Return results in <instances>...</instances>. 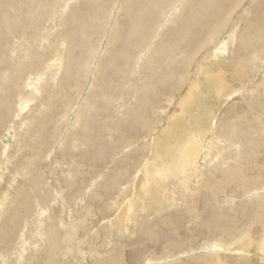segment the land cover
<instances>
[{
  "label": "rangeland",
  "instance_id": "rangeland-1",
  "mask_svg": "<svg viewBox=\"0 0 264 264\" xmlns=\"http://www.w3.org/2000/svg\"><path fill=\"white\" fill-rule=\"evenodd\" d=\"M1 1L0 78L4 80L0 79V264H264V170L252 177L246 175L248 169L242 172L249 179L244 193L241 183L239 187L225 184L226 172L235 166L237 153L226 163L221 162V147H226L215 139L219 123L241 128L237 122L248 119L252 105L264 107V34L249 37L236 48L237 53L233 49L238 31L246 27L257 0H235V7L215 23L229 20L227 27L226 22L222 27L224 31L209 36L208 41L203 39L200 48L192 44L189 50L177 51L172 59L162 54L160 45L174 32L184 33L183 27L195 31L200 20L192 16L189 6L196 3L195 10L201 12L202 0ZM48 1L50 8L45 7ZM147 2L156 6L146 13L142 9ZM255 18L250 21L255 22ZM131 23L132 37L127 41ZM125 60V76L133 75L138 88L144 85L137 80L145 72L150 77L168 73L172 76L167 88L173 84L178 88L165 90L158 83L148 97L140 96L131 81L122 83ZM221 64L223 72L218 69ZM227 65L236 68L244 84L249 81L246 76L252 81L242 90L230 88L229 96L219 97L218 79L223 75L235 89L240 87L233 78L234 70ZM117 85L120 89L115 88ZM256 85L257 92H251ZM85 100L91 106L89 115H85L87 126L95 128L88 129L87 139L77 129ZM256 110L260 108L256 106ZM118 116L125 121L119 117L120 123ZM7 135L10 139L5 140ZM49 135H54V142ZM250 135L252 139L263 137L264 126ZM192 149H199L195 161L184 159L187 163H183L181 154ZM258 161L263 160L260 157ZM208 180L213 181L211 188L218 193L216 200L203 190ZM20 200L33 203L27 222L13 220V207ZM219 211L227 212L234 221L231 231L218 227L215 219ZM207 221L211 225L204 223ZM257 221L263 224L261 229L255 225ZM67 233L75 240L66 241ZM54 237L59 239L57 245ZM214 241L221 245L213 247Z\"/></svg>",
  "mask_w": 264,
  "mask_h": 264
},
{
  "label": "bare ground",
  "instance_id": "bare-ground-1",
  "mask_svg": "<svg viewBox=\"0 0 264 264\" xmlns=\"http://www.w3.org/2000/svg\"><path fill=\"white\" fill-rule=\"evenodd\" d=\"M1 1V0H0ZM35 1V0H34ZM33 1V2H34ZM158 1V0H157ZM161 1V0H160ZM159 1V2H160ZM167 1V0H166ZM198 1V0H197ZM2 2V1H1ZM36 2V1H35ZM34 2V3H35ZM44 2V1H43ZM57 2V1H56ZM184 2V1H183ZM242 2V1H241ZM26 3H27V0H26ZM63 3H64V1H63ZM145 3V2H144ZM187 3V2H186ZM190 3V2H189ZM240 3V2H239ZM29 4V3H28ZM85 4V3H84ZM174 4V3H173ZM195 4L196 3H193V2H191L190 3V6H189V9L190 10H192L193 12V14H192V16L194 15L197 19H199L200 20V22L199 23H197V25H196V27L194 28L195 29V31L197 30V29H200L199 31L197 30L196 32L194 31H192L191 29H187V27H183L185 30L183 31L184 33H182V32H180V31H178V32H180V33H177V32H174L170 37L168 36V38H166L165 40H167L168 42H162L163 44H161L160 45V47H159V50L162 52V54L163 55H167V56H169L171 59L172 58H175V53L177 52V51H180L181 49H190V48H192L193 47V45L192 44H194V45H196L197 47L196 48H200L202 45V42H203V39H205L206 41H208V37L209 36H211V35H215V36H218L217 34H219L223 29H222V27L224 26V24H225V22H226V27H227V23H228V21H225V22H223L222 23V21H221V23H217V24H215L216 22H217V20H219V19H221V16L223 17V15L225 16L226 14L225 13H227L228 11H229V8L230 7H235V5H236V2H235V0H202V2H201V4H202V11L201 12H197L196 10H195ZM2 5V4H1ZM48 5H49V8L51 7V5H50V1H48V4H45V7H48ZM187 5V4H186ZM27 6V5H26ZM28 6H30V5H28ZM155 4H153L152 2H147L146 4H144L143 5V7H144V9H142V11L143 12H149V11H151V10H153L154 8H155ZM197 6V5H196ZM15 7V6H14ZM173 7V6H172ZM198 7V6H197ZM27 8V7H26ZM32 8V7H31ZM31 8H28V9H31ZM39 9V8H38ZM188 9V10H189ZM16 10V9H15ZM52 10V9H51ZM199 10V9H198ZM227 10V11H226ZM64 11V10H63ZM194 11L196 12L195 14H194ZM42 12H44V11H42ZM41 12V13H42ZM87 12V11H86ZM23 13V12H22ZM21 13V14H22ZM40 13V12H39ZM51 13V12H50ZM49 13V14H50ZM187 13V12H186ZM191 13V12H190ZM199 13H200V15H201V17H199L198 18V16H199ZM30 14H31V17L33 16L32 14H33V11H31L30 12ZM44 14V13H43ZM89 15V14H88ZM45 16V15H44ZM54 16V15H53ZM252 16H253V18L256 16V18H255V22H254V20L252 19L251 21H250V19L252 18ZM191 17V16H190ZM188 18V17H187ZM192 18V17H191ZM41 19H44L43 17L41 18ZM41 19H39V20H41ZM72 19V18H71ZM70 19V20H71ZM91 19V18H90ZM190 19V18H189ZM224 19V18H223ZM38 20V21H39ZM104 20V19H103ZM226 20V19H225ZM185 21V20H184ZM224 21V20H223ZM258 21V23H256ZM127 22H130V20H128ZM182 22V21H181ZM71 23V22H70ZM36 24H37V22H36ZM39 24V23H38ZM46 24V23H45ZM187 25L189 24V21L186 23ZM258 24H259V26H258ZM48 25V24H47ZM86 25V24H85ZM89 25V24H88ZM87 25V26H88ZM169 25V24H168ZM178 25V24H177ZM183 25V24H182ZM185 25V24H184ZM36 26V25H35ZM195 26V25H194ZM198 26V27H197ZM6 27V26H5ZM40 27V26H39ZM93 27V26H92ZM132 27H133V25H132V23H131V25H130V29H129V31H128V33H127V36H126V40L127 41H130V39H131V37H132V32H133V29H132ZM37 28V27H36ZM144 28V27H143ZM171 29H173L172 28V26L170 27ZM43 29H46V28H43ZM42 29V30H43ZM182 29V28H181ZM225 29V28H224ZM67 30V29H66ZM65 30V31H66ZM226 30V29H225ZM253 30H260V31H258V32H260L261 34H258V32L257 33H254V35L252 34V31ZM40 31V30H39ZM150 31V30H149ZM155 31V30H154ZM169 31H171L170 29H169ZM224 31V30H223ZM227 31V33H228V29L226 30ZM52 32V31H51ZM148 32V31H147ZM240 34H238V37L236 38V40H237V42L235 41V43H236V47L235 48H233V49H236V48H238V46L240 45V47H242L243 45H244V41L245 40H249V37H251V36H253V39H255V38H257V36L258 35H263L264 34V0H257V2L253 5V7H252V9H251V15H250V17H249V20H248V22H247V24H246V27L245 28H243V29H241V30H239L238 31ZM146 33V32H145ZM227 33H225V34H227ZM29 34V33H28ZM52 34V33H51ZM80 34V33H79ZM89 34V33H88ZM170 34V33H169ZM27 35V34H26ZM42 35V34H41ZM65 35V34H64ZM118 35V34H117ZM120 35V34H119ZM223 35V34H222ZM31 36V35H30ZM37 36V35H36ZM66 36V35H65ZM65 36H63V38L65 37ZM68 36H69V34H68ZM91 36V35H90ZM166 36V35H165ZM224 36V35H223ZM14 37V36H13ZM16 37V36H15ZM52 37V36H51ZM93 37V36H92ZM141 37V36H140ZM212 37V36H211ZM58 38V37H57ZM57 38H54V39H57ZM65 38H67V37H65ZM135 38V37H134ZM217 37H215V39H216ZM118 39H120L119 37H118ZM122 39V38H121ZM229 39V38H228ZM230 39H231V36H230ZM61 40V39H60ZM67 40V39H66ZM69 40V39H68ZM145 40V38H143V40L142 41H144ZM176 40V41H175ZM97 41V40H96ZM139 41V40H138ZM230 41V40H229ZM19 42V41H18ZM63 42V41H62ZM124 42V41H123ZM145 42V41H144ZM222 42V41H221ZM227 42V41H226ZM226 42H224V43H226ZM250 42V41H249ZM261 42V39H260V41L259 42H257L256 44H259ZM20 43V42H19ZM48 43V42H47ZM47 43H45V44H47ZM130 43V42H129ZM169 43V44H168ZM234 43V44H235ZM263 43H264V41H263ZM49 44V43H48ZM54 44V43H53ZM227 44H229L228 42H227ZM247 44V43H246ZM67 45V44H66ZM167 45H168V48H167ZM216 45V44H215ZM70 46V45H69ZM129 46V45H128ZM204 46V45H203ZM46 47V46H45ZM219 47V46H218ZM129 48V47H128ZM131 48V47H130ZM224 48V47H223ZM26 49V48H25ZM66 49V48H65ZM220 49V48H219ZM239 49V48H238ZM238 49H236L237 51H236V53L237 52H239L238 51ZM63 50V49H62ZM67 50V49H66ZM81 50V49H80ZM124 50H126V49H124ZM232 50V49H231ZM247 50V49H246ZM61 51V50H60ZM64 51V50H63ZM69 51V50H68ZM83 51V50H82ZM208 51V50H207ZM217 51H218V49H217ZM222 51V50H221ZM66 52V51H65ZM121 52V51H120ZM119 52V53H120ZM136 52V51H135ZM155 52H157V50H154V53ZM160 52V53H161ZM223 52V51H222ZM234 52V51H233ZM52 53H53V51H52ZM116 53V52H115ZM263 53V52H262ZM117 54V53H116ZM158 54H159V52H157V56H158ZM233 53H231V55H232ZM239 54V53H238ZM244 54H246V53H244ZM121 55H122V53H121ZM230 55V54H229ZM231 55H230V57H231ZM46 56V55H45ZM44 56V57H45ZM48 56V55H47ZM63 56V55H62ZM129 56V55H128ZM136 56V55H135ZM138 56V55H137ZM228 56V55H227ZM226 56V57H227ZM54 56H52V58H53ZM59 57V56H58ZM112 57V56H111ZM124 57H126V55L124 56ZM230 57L228 58V60H230ZM234 57V56H233ZM239 57V56H238ZM117 58V57H116ZM115 58V59H116ZM120 58V57H119ZM138 58V57H137ZM149 58V57H148ZM147 58V59H148ZM224 58V57H223ZM37 59V58H36ZM75 59V58H74ZM125 59V58H124ZM129 59V58H128ZM226 59V58H225ZM236 59V58H235ZM61 61V60H60ZM69 61V60H68ZM81 61V60H80ZM105 61V60H104ZM149 61V63H150V60H148ZM219 61V60H218ZM222 61V60H221ZM226 60H224V62H225ZM236 61H237V59H236ZM58 62V61H57ZM70 62V61H69ZM108 62V61H107ZM107 62H106V64H107ZM132 62V61H131ZM146 62V61H145ZM152 62H154V61H152ZM227 62V61H226ZM232 62V61H231ZM114 63H116V62H114ZM122 63V62H121ZM133 63V62H132ZM144 63V62H143ZM223 63V62H222ZM233 63V62H232ZM236 63V62H235ZM249 63V62H248ZM21 64V63H20ZM111 64V63H110ZM118 64H120V63H118ZM228 64V63H227ZM229 64H230V62H229ZM101 66H102V64H100ZM231 65V64H230ZM233 65H234V63H233ZM236 65V64H235ZM29 66V65H28ZM107 66V65H106ZM105 66V67H106ZM110 66V65H109ZM124 66H126V68L125 69H122L123 71H122V75L124 76V78H122L123 79V81H122V83L123 82H126L127 80H129V81H131L132 82V84H133V86H132V88L133 89H138L139 90V95L140 96H142V97H148L149 96V91H151V90H153V88H156V85L158 84V83H161V85H163V89H168V90H173V89H176V88H178V87H176V84H173V85H169L170 87L169 88H167L168 86H166V83H167V81H168V79H170V77L172 76V75H170V74H166V75H161L160 77H150V76H146L145 74H146V72H145V74L143 75V76H141V77H139V80H137V77L139 76V75H141V73L139 74V75H137L136 76V78H134L135 80H137V81H139V82H142V83H144V85L143 86H140V88H138V86H136L135 85V83H133V81H132V76L133 75H129L128 76V78L126 77L127 76V74H126V76H125V72H126V70H127V67H128V60L126 61L125 60V64H124ZM133 66H134V64H133ZM136 66V65H135ZM139 66H140V64H139ZM145 66V65H144ZM148 66V65H147ZM146 66V67H147ZM210 66H213V65H210ZM5 67H7V66H5ZM104 67V66H103ZM104 67V68H105ZM138 67V66H137ZM214 68H216L217 67V65H214L213 66ZM11 68V67H10ZM98 68H99V66H98ZM111 68V67H110ZM119 68V67H118ZM148 68H150V66L148 67ZM177 68V67H176ZM221 68H223V64H221V66L219 67L218 66V69H221ZM227 68H229V70H234V73H232V75H233V78L235 79V80H238V82H236L237 84V87H238V85H240V87H238V89H235V86H233L232 85V83H229L228 82V80L224 77V75L222 76V77H220L218 80V89H217V91H216V93H217V95L219 96V97H225V96H229V91H231V89L230 88H233L235 91H239V90H242V89H244V87L247 85V84H250V82L252 81L249 77H245V78H248L249 79V81L247 82V83H243L240 79H239V77H241V75H238L237 74V71H235V69H233V68H231V67H229L228 65H227ZM2 69V68H1ZM107 69V68H106ZM135 69H136V67H135ZM139 69H141V68H139ZM152 69V68H151ZM161 70H162V68H160ZM98 70V69H97ZM101 70H102V68H101ZM115 70V69H114ZM116 70H118V69H116ZM129 70H130V68H129ZM133 70V69H132ZM147 70V69H146ZM33 71V70H32ZM131 71V70H130ZM136 71V70H135ZM141 71V70H140ZM148 71V70H147ZM221 71L223 72V70L221 69ZM2 72V71H1ZM11 72V71H10ZM97 72V71H96ZM98 72H100L99 70H98ZM97 72V73H98ZM108 72V71H107ZM139 72V71H138ZM137 72V73H138ZM143 72V71H142ZM227 72V71H226ZM229 72V71H228ZM227 72V73H228ZM7 73V72H6ZM109 73V72H108ZM133 73V72H132ZM137 73H135V74H137ZM230 73V72H229ZM242 73V72H241ZM1 74V73H0ZM19 74V73H18ZM101 74V73H100ZM115 73L113 72V75H114ZM118 74H119V72H118ZM129 74H131V73H129ZM14 75V74H13ZM16 75V74H15ZM102 75V74H101ZM99 76V77H102V76ZM104 75V74H103ZM148 75V74H147ZM248 75V74H247ZM24 76V75H23ZM26 76V75H25ZM68 76V75H67ZM250 76H252V75H250ZM1 77H2V75H1ZM98 77V76H97ZM113 77H117V76H113ZM135 77V76H134ZM228 77V76H227ZM6 78V77H5ZM9 78V77H8ZM29 78V77H28ZM119 78V77H118ZM141 78V79H140ZM231 78V77H230ZM242 78H243V76H242ZM244 78V79H245ZM1 79V78H0ZM3 79V78H2ZM1 79V80H2ZM15 79H16V77H15ZM36 79V78H35ZM78 79H79V77H78ZM4 80V79H3ZM9 80V79H8ZM13 80V79H12ZM11 80V81H12ZM29 80V79H28ZM38 80V79H37ZM69 80V79H68ZM173 80V79H172ZM17 81V80H16ZM32 81V80H31ZM33 81H35V80H33ZM104 81V80H103ZM137 81H136V84H137ZM170 81V80H169ZM182 81V80H181ZM245 81H246V79H245ZM59 82V81H58ZM74 82V81H73ZM13 83H15V82H13ZM36 83V82H35ZM75 83V82H74ZM91 83V82H90ZM169 83V82H168ZM5 84V83H4ZM11 84V83H10ZM62 84V83H61ZM77 84V83H76ZM101 84H103V83H101ZM105 84V83H104ZM124 84V83H123ZM8 85V84H7ZM21 85H22V83H21ZM36 85V84H35ZM126 85V84H125ZM260 85V84H259ZM121 85H117L115 88H119ZM248 86V85H247ZM14 87V86H13ZM15 87H17V86H15ZM46 87V86H45ZM63 87V86H62ZM72 87V86H71ZM78 87V86H77ZM80 87V86H79ZM102 87H104V85L102 86ZM129 87V86H128ZM98 88H99V86H98ZM97 88V89H98ZM127 88V87H126ZM130 88V87H129ZM128 88V89H129ZM173 88V89H172ZM3 89V88H2ZM13 89V88H12ZM120 89V88H119ZM60 90V89H59ZM73 90V89H72ZM116 90V89H115ZM10 91H12V90H10ZM19 91V90H18ZM62 91V90H61ZM61 91H60V93H61ZM66 91V90H65ZM95 91V90H94ZM158 91V90H157ZM1 92V91H0ZM35 92V91H34ZM63 92V91H62ZM90 92V91H89ZM112 92V91H111ZM132 92V91H131ZM251 92H257V85L251 90ZM258 92H259V90H258ZM13 93V92H12ZM77 93V92H76ZM94 93V92H93ZM167 93V92H166ZM53 94V93H52ZM56 94V93H55ZM64 94V93H63ZM117 94V93H116ZM127 94V93H126ZM129 94H130V92H129ZM132 94H134V93H132ZM154 94H155V92H154ZM158 94V93H157ZM258 94V93H257ZM6 95V94H5ZM15 95V94H14ZM29 95V94H28ZM38 95V94H37ZM58 95V94H57ZM60 95V94H59ZM62 95V94H61ZM65 95H66V92H65ZM160 94H158V96H159ZM262 95V94H261ZM261 95L259 96V97H261ZM4 96V95H3ZM2 96V97H3ZM8 96H10V95H8ZM51 96V95H50ZM55 96V95H54ZM72 96V95H71ZM122 96V95H121ZM125 96V95H124ZM25 97V96H24ZM27 97V96H26ZM160 97V96H159ZM162 97V96H161ZM218 97V98H219ZM3 98H5V96L3 97ZM54 98V97H53ZM57 98V97H56ZM62 98V97H61ZM114 98V97H113ZM123 98V97H122ZM121 98V99H122ZM128 98V97H127ZM130 98V97H129ZM11 99H13V98H11ZM15 99V98H14ZM67 99V98H66ZM136 99V98H135ZM222 99V98H221ZM256 99V98H255ZM254 99V100H255ZM6 100V99H5ZM24 100H26V99H24ZM55 100V99H54ZM69 100V99H68ZM71 100V99H70ZM88 100V99H87ZM130 100V99H129ZM257 100V99H256ZM263 100V99H262ZM261 100V101H262ZM9 101V100H8ZM11 101V100H10ZM51 101V100H50ZM86 101V100H85ZM89 101V100H88ZM128 101V100H127ZM126 101V102H127ZM158 101V100H157ZM264 101V100H263ZM6 102V101H5ZM58 102H60V101H58L57 100V102L56 103H58ZM115 102V101H114ZM160 102V101H159ZM27 103V102H26ZM48 103V102H47ZM103 103V102H102ZM105 103V102H104ZM151 103V102H150ZM219 103V102H218ZM258 103V102H257ZM10 104V103H9ZM45 104V103H44ZM69 104V103H68ZM70 104H71V101H70ZM77 104V103H76ZM99 104V103H98ZM111 104H113V103H111ZM263 104V103H262ZM2 105V104H1ZM8 105V104H7ZM67 105V104H66ZM106 105H108V104H106ZM24 106V105H23ZM93 106L95 107V105L93 104ZM104 106V105H103ZM256 106H258L259 108H260V110H256ZM8 107V106H7ZM60 107V106H59ZM58 107V108H59ZM1 108V107H0ZM25 108V107H24ZM47 108V107H46ZM9 109V108H8ZM54 109V108H53ZM68 109V108H67ZM66 109V110H67ZM91 109V106H89V104H88V102L86 101L85 102V104L84 105H82L81 106V108H80V111H79V118L77 119V123H78V127H77V129H78V131H81V132H83L84 134H82L81 135V137L82 136H84L86 139L87 138H89L87 135H89V134H87V132H88V129H89V127L87 126V121L85 120V115H87L88 113H90L89 112V110ZM101 108H100V106H99V110H100ZM250 109V108H249ZM95 110V109H94ZM109 110V109H108ZM0 111H1V109H0ZM57 111H58V109H57ZM4 112H5V110H4ZM7 112H9V111H7ZM13 112V111H12ZM51 112V111H50ZM100 112V111H99ZM109 112H110V110H109ZM142 112V111H141ZM1 113H2V111H1ZM102 113H103V111H102ZM107 113V112H106ZM111 113V112H110ZM109 113V114H110ZM8 115H10V114H8ZM78 115V114H77ZM89 115V114H88ZM101 115V114H100ZM119 115H121V113H119ZM263 115H264V107H260L259 106V104H256V105H252V109L250 110V112L247 114V118L248 119H246V120H244V119H242V120H240V121H238L237 122V125L239 124L240 126H241V128H238L237 129V127L235 126V124L234 125H232L231 123H228V122H226V123H222V124H224V126H221V124L219 123L218 124V127H216L217 129H216V137H215V139H217V142L218 143H223V145L227 148V150H226V148L225 149H223L222 147H221V150L224 152L223 154H221V158H222V160H221V162H223L224 161V163H226L225 162V160L228 158V157H230V156H232V155H234V154H236L237 153V160H236V162H234L233 163V165H235V166H233V168H231L228 172H226V175H225V179H224V183L225 184H228V185H234L235 187L237 186V187H239V183H241V187H242V192L244 193L245 192V190H246V188L248 187V178H246V177H252V176H254V174H256V173H258V172H260V171H263L264 170V135H263V137H261V135H258V136H260V137H258L257 139H252V136L250 135V133H255V135H256V132L257 131H260V129L264 126V117H263ZM60 116V115H59ZM98 116V115H97ZM122 116V115H121ZM130 116V115H129ZM99 117V116H98ZM107 117V116H106ZM112 117H113V115H112ZM117 117V115L116 116H114V118H116ZM120 116H118V118L117 119H119L120 120V118H119ZM50 118V117H49ZM48 118V119H49ZM52 118V117H51ZM53 118H55V117H53ZM96 118V117H95ZM94 118V119H95ZM43 119V118H42ZM59 119V118H58ZM87 119H89V116H88V118ZM92 119V118H91ZM106 119V118H105ZM108 119H110V118H108ZM122 119V121H125V120H123L124 118H121ZM52 120V119H51ZM100 120V119H99ZM116 120V119H115ZM197 120V119H196ZM102 121H103V119H102ZM101 121V122H102ZM111 121V120H110ZM113 121V120H112ZM121 121V120H120ZM122 121L120 122V123H122ZM199 121V120H198ZM48 122V121H47ZM52 122V121H51ZM91 122H93V123H95L93 120L91 121ZM90 122V123H91ZM99 122V121H98ZM97 122V123H98ZM100 122V123H101ZM104 122V121H103ZM117 122V121H116ZM131 122V121H130ZM135 122H138V121H135ZM234 122V121H233ZM89 123V124H90ZM92 123V124H93ZM115 123V122H114ZM117 123H119V121L117 122ZM124 123V122H123ZM129 123V122H128ZM107 125H108V123H106ZM111 124H113V122H111ZM110 124V125H111ZM134 124H136V123H134ZM96 125V124H95ZM114 125V124H113ZM116 126H117V124H115ZM124 125V124H123ZM126 125H127V123H126ZM139 125H141V124H139ZM91 128L93 127L91 124L89 125ZM103 126V125H102ZM101 126V127H102ZM146 126V125H145ZM221 126V127H220ZM39 127V126H38ZM43 127V126H42ZM49 127V126H48ZM47 127V128H48ZM106 127V126H105ZM140 127V126H139ZM220 127V128H219ZM44 128V127H43ZM59 128V127H58ZM107 128V127H106ZM102 129H104V127H102ZM111 129V128H110ZM89 130H92V131H95V128H94V130H93V128L92 129H89ZM118 130H121V128L120 129H118ZM128 130H132L131 128H129ZM147 130V129H146ZM91 131V132H92ZM98 131V130H97ZM144 131V130H143ZM149 131V130H148ZM110 132V131H109ZM117 132H119V131H117ZM124 132V131H123ZM224 132H226V133H224ZM39 133V132H38ZM50 133V132H49ZM53 133V132H52ZM89 133V132H88ZM98 133V132H97ZM103 133V132H102ZM129 133V132H128ZM127 133V134H128ZM150 133V132H149ZM33 134V133H32ZM32 134H31V137H34V136H32ZM73 134V133H72ZM71 134V135H72ZM87 134V135H86ZM93 134V133H92ZM101 134V133H100ZM106 134H108L107 133V129H106ZM105 134V135H106ZM113 134V133H112ZM114 134H116V133H114ZM113 134V135H114ZM119 134V133H118ZM131 134V133H130ZM145 134V133H144ZM9 135H11V134H9ZM96 135V134H95ZM103 135H104V133H103ZM120 135H122V134H120ZM124 135H126V133L124 134ZM47 136V135H46ZM50 136V135H49ZM54 136V135H53ZM53 136L51 135L50 136V139H51V141L52 142H54L53 141ZM74 136V135H73ZM130 136V135H129ZM128 136V137H129ZM133 136V135H132ZM136 136V135H135ZM93 137V136H92ZM101 137V136H100ZM134 137V136H133ZM138 137V136H137ZM140 137V136H139ZM141 137H142V134H141ZM25 138V137H24ZM118 138H120V139H122L121 138V136L120 137H118ZM135 138V137H134ZM8 139H10L9 138V136L7 135V136H5V140H8ZM31 139V138H30ZM29 139V140H30ZM96 139V138H95ZM104 139V138H103ZM113 139H114V137H113ZM138 139V138H137ZM136 139V140H137ZM27 140V139H26ZM39 140V139H38ZM46 140V139H45ZM83 140V139H82ZM118 140V139H117ZM116 140V141H117ZM15 141V140H14ZM86 141V140H85ZM119 141V140H118ZM123 141V140H122ZM121 141V142H122ZM26 142V141H25ZM24 142V143H25ZM29 142V141H28ZM27 142V143H28ZM48 142V141H47ZM120 142V143H121ZM237 142H242L241 144H239L238 145V143ZM8 143V142H7ZM23 143V144H24ZM42 143V142H41ZM88 144H89V142H87ZM109 143V142H108ZM127 143V142H126ZM125 143V144H126ZM131 143V142H130ZM198 143V142H197ZM44 144V143H43ZM91 144V143H90ZM100 144H101V142H100ZM123 144V143H122ZM124 144V145H125ZM140 144V143H139ZM146 144V143H145ZM191 144V143H190ZM190 144H188V146H190ZM200 144V143H199ZM97 145V144H96ZM130 145H132V144H130ZM192 145V144H191ZM238 147L239 146V149H237L236 148V146ZM5 146H7V144L5 145ZM27 146V144L25 145V147ZM38 146L40 147V145L38 144ZM46 146V145H45ZM48 146V145H47ZM95 146V145H94ZM102 146V145H101ZM112 146V145H111ZM146 146H148L147 144H146ZM195 146V145H194ZM31 147H32V144H31ZM42 147V146H41ZM104 147V146H103ZM117 147V146H116ZM121 147V146H120ZM125 148H126V146H124ZM140 147V146H139ZM201 147V146H200ZM199 147V148H200ZM49 148V147H48ZM98 147L96 146V149H97ZM122 148V147H121ZM46 149V148H45ZM114 149L116 150V148H115V146H114ZM113 149V150H114ZM148 149V148H147ZM146 149V150H147ZM203 149V148H202ZM25 150V149H24ZM98 150V149H97ZM96 150V151H97ZM117 150H118V148H117ZM116 150V151H117ZM120 150V149H119ZM118 150V151H119ZM141 150V149H140ZM199 149H192V152L190 151V152H185V153H182L181 154V158H182V160H183V163L185 162V163H187V161H184V159L186 160V159H192L193 161H195L194 159H196V156L198 155V153H199V151H198ZM44 151V150H43ZM48 151V150H47ZM100 151H102L101 149H100ZM232 151V152H231ZM95 152V151H94ZM99 152V151H98ZM121 152V151H120ZM67 153H69V151H67ZM99 153H101V152H99ZM133 153V152H132ZM138 153V152H137ZM42 154V153H41ZM43 154H44V152H43ZM104 154V153H103ZM196 154V155H195ZM70 155V154H69ZM89 155V154H88ZM140 155H141V153H140ZM143 155V154H142ZM92 156V155H91ZM263 156V157H262ZM262 158V160L263 161H261V162H259L258 161V158ZM129 158V160H130V157H128ZM127 160V159H126ZM128 162V161H127ZM140 163V162H139ZM138 163V164H139ZM183 163H182V165L180 166V170H181V172H183L185 169H184V165H183ZM229 168V167H228ZM248 169V172H246V175H248V176H245V175H243L242 174V172L243 171H245V170H247ZM148 171V170H147ZM145 173V172H144ZM93 175V174H92ZM125 175V174H124ZM124 175H122V176H124ZM189 175V174H188ZM5 177V176H4ZM120 180L122 179V177L121 178H119ZM252 180V179H251ZM208 182H209V184H207L205 187V189H203L204 190V192H207V193H210L209 195H210V197L212 198L213 197V199L214 200H216V198H217V195H218V193H217V191L215 190H213L211 187V185H214L213 184V181L212 180H208ZM84 183V182H83ZM149 183V182H148ZM151 184V183H150ZM83 185V184H82ZM114 185H115V183H114ZM163 186H164V184H162ZM1 186V185H0ZM79 186V185H78ZM78 186H77V188H78ZM84 186H86V185H83V187ZM116 186L117 185H115V188H116ZM148 186V185H147ZM82 187V186H81ZM73 188V187H72ZM76 188V189H77ZM158 186H156L155 187V190L156 191H158ZM210 189L211 191H208V189ZM74 189V188H73ZM78 189H80V188H78ZM147 189V188H146ZM165 189V191H166V188H164ZM207 189V190H206ZM113 190H114V188H113ZM117 190V189H116ZM50 191V190H49ZM135 191V190H134ZM44 192V191H43ZM147 193H149V192H147ZM239 193V192H238ZM51 194V193H50ZM73 195V194H72ZM147 195V194H146ZM48 196V195H47ZM148 196H149V194H148ZM24 198V197H23ZM43 198V197H42ZM51 199V198H50ZM45 200V199H44ZM1 201H3L2 199H1ZM50 201H52V200H50ZM54 202V201H53ZM42 204V203H41ZM44 204V203H43ZM52 204V203H51ZM4 205V204H3ZM31 205H33V203H30L29 202V200L28 201H26L25 203H23V200H20V201H17L16 202V206L15 207H13V213H14V219L13 220H19V219H23L24 220V222H27V218H26V216L28 215V217H29V215H31L30 213H31V208H30V206ZM40 205V204H39ZM166 207V206H165ZM0 208H1V206H0ZM22 208V209H21ZM41 208V207H40ZM43 208V207H42ZM33 209V208H32ZM47 209V208H46ZM63 210H64V208H63ZM156 210V209H155ZM174 210V209H173ZM175 210H177L176 208H175ZM202 210V209H201ZM33 211H35V210H33ZM38 211V210H37ZM180 211V210H179ZM9 212V211H8ZM165 212V211H164ZM172 212V211H171ZM44 213V212H43ZM180 213V212H179ZM40 214V213H39ZM165 214V213H164ZM177 214V213H176ZM180 214H182V212L180 213ZM179 214V215H180ZM41 215V214H40ZM183 215V214H182ZM181 215V216H182ZM56 216V215H55ZM31 218V217H30ZM181 218V217H180ZM184 218V217H183ZM217 219H215V221L218 223V227L220 228V227H223V229L225 228V229H227V228H230V231H231V227H232V225H231V222H234V221H232L231 220V218H230V216H229V214L227 213V212H225V211H219V216H217L216 217ZM32 219V218H31ZM56 219V218H55ZM173 219V218H172ZM179 220H181V219H179ZM186 221V220H185ZM190 221V220H189ZM54 222V221H53ZM195 222V221H194ZM214 222V221H213ZM49 223V222H48ZM55 223V222H54ZM151 223H153V222H151ZM151 223H149V225L151 224ZM156 223V222H155ZM155 223H154V225H155ZM170 223H172V221L170 222ZM192 223V222H191ZM196 223H198V222H196ZM204 223H206L207 225H211L210 224V222H204ZM20 224H21V222H20ZM186 224V223H185ZM189 224V223H188ZM163 225H165V224H163ZM171 225V224H170ZM180 225V224H179ZM182 225V224H181ZM255 225H258V229H261L262 227H263V224L261 223V222H259V221H257L256 223H255ZM20 226V225H19ZM55 226V225H54ZM172 226H173V223H172ZM175 226V225H174ZM186 226V225H185ZM191 226V225H190ZM9 227V226H8ZM14 227V226H13ZM45 227V226H44ZM148 227V226H147ZM153 227V226H152ZM157 227V226H156ZM164 227V226H163ZM200 227V226H199ZM205 226H203V228H204ZM150 228V227H149ZM160 228V227H159ZM158 227H157V230L159 229ZM168 228V227H167ZM176 228V227H175ZM209 228V227H208ZM42 229V228H41ZM181 229V228H180ZM195 229V228H194ZM202 229V228H201ZM15 230V229H14ZM48 230V229H47ZM151 230V229H150ZM172 230V229H171ZM174 230V229H173ZM203 230H205V229H203ZM146 231V230H145ZM148 231V230H147ZM174 231H177V230H174ZM191 231V230H190ZM197 231V230H196ZM216 231V230H215ZM70 232V231H69ZM143 232V231H142ZM153 232V231H152ZM151 232V233H152ZM156 232H158V231H156ZM165 232V231H164ZM192 232V231H191ZM222 232H225V231H222ZM227 232V231H226ZM229 232V231H228ZM49 233L52 235V233H54V231H49ZM71 233V232H70ZM117 233V232H116ZM161 233V232H160ZM163 233V232H162ZM175 233H177V232H175ZM7 234V233H6ZM55 234V233H54ZM57 234V233H56ZM144 234H147V233H144ZM154 234V233H153ZM166 234H169V233H166ZM171 234V233H170ZM183 234V233H182ZM231 234H232V232H231ZM77 235V234H76ZM165 235V234H164ZM50 236V235H49ZM141 236V235H140ZM150 236V235H149ZM156 236V235H155ZM174 236V235H173ZM211 236V235H210ZM42 237V236H41ZM118 237V236H117ZM143 237V236H142ZM164 237V236H163ZM172 237V236H171ZM170 237V238H171ZM176 237H177V235H176ZM25 238V237H24ZM75 237H73L72 235H70L69 233H67V235H66V241H73V240H75L74 239ZM152 238H154L153 237V235H152ZM168 238V237H167ZM199 238H200V236H199ZM54 239L56 240V239H58V238H56V237H54ZM149 239V238H148ZM172 239V238H171ZM209 239V238H208ZM40 240V239H39ZM54 240V241H55ZM147 240V239H146ZM150 240V239H149ZM58 241H59V239L57 240V242H55V244L57 245L58 244ZM150 241H152V240H150ZM0 242H1V238H0ZM42 242V241H41ZM142 242H144L143 241V239H142ZM142 242H140V244L142 243ZM147 242V241H146ZM60 243V242H59ZM75 243V242H74ZM213 244H215V245H213V247H217V245H221L219 242H217V241H214V243ZM249 244H251L250 242H249ZM262 244H264V242L262 243ZM144 245V244H143ZM24 246V245H23ZM243 246H245V245H243ZM63 247V246H62ZM76 247V246H75ZM246 247V246H245ZM66 248H68V247H66ZM100 248V247H99ZM149 248V247H148ZM244 248V247H243ZM71 249V248H70ZM78 249V248H77ZM76 249V250H77ZM140 249V248H139ZM146 249V248H145ZM67 250V249H66ZM72 250V249H71ZM142 250V249H141ZM144 251V250H143ZM44 252V251H43ZM68 252H70V251H68ZM72 252V251H71ZM149 252V251H148ZM153 252V251H152ZM52 253V252H51ZM76 253H78V252H76ZM76 253H73L74 255H76ZM79 253H80V251H79ZM83 253V252H82ZM89 253V252H88ZM68 254V253H67ZM93 254V253H92ZM113 254V253H112ZM49 255H50V253H49ZM98 255V254H97ZM106 255V254H105ZM45 256V255H44ZM51 256V255H50ZM149 256V255H148ZM66 257V256H65ZM74 257H77V256H74ZM83 257V256H82ZM93 257V256H92ZM99 257V256H98ZM49 258V257H48ZM78 258V257H77ZM97 258V257H96ZM142 258V257H141ZM16 259V258H15ZM50 259V258H49ZM55 259V258H54ZM53 259V260H54ZM72 259V258H71ZM98 259V258H97ZM152 259V258H151ZM239 259H241V258H239ZM78 260V259H77ZM48 261H50V260H48ZM73 261H74V259H73ZM150 261V260H149ZM248 260H246V262H247ZM56 262V261H55ZM101 262V261H100ZM72 264V263H71ZM93 264V263H92ZM107 264V263H106ZM110 264V263H109Z\"/></svg>",
  "mask_w": 264,
  "mask_h": 264
}]
</instances>
